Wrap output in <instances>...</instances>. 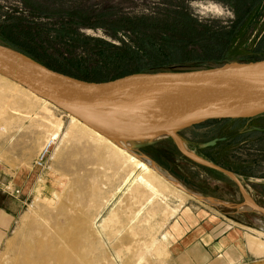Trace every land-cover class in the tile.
<instances>
[{
	"label": "rangeland",
	"instance_id": "1",
	"mask_svg": "<svg viewBox=\"0 0 264 264\" xmlns=\"http://www.w3.org/2000/svg\"><path fill=\"white\" fill-rule=\"evenodd\" d=\"M249 1L0 0V29L12 38L14 44L16 41L47 56L58 57L65 65H72L71 69L79 78L104 82L121 77L123 72H134L142 61H148L145 57L148 49L160 47L165 43L164 39H171L175 45L180 40L186 41L181 45L185 49H168L161 58L168 65L147 71L212 68L231 62H245L242 60L244 57H264V0L245 20L240 22L238 19V14L244 11V5ZM228 39L232 40L234 49L220 53L221 44ZM3 40L6 39H0V43L5 44ZM130 48L143 54L140 53L132 62L119 59L105 62V57L109 55L112 58L115 52L129 54ZM5 96L8 99L11 93ZM19 97L27 100L21 94ZM32 105L33 113L19 106L15 111V106L9 105V114L15 120L0 122V128H3L0 129V209L10 212L12 201H15V218L5 233H1L0 264H11L15 260L17 247L23 241L20 236L27 228L26 225L22 228V218L33 204L41 207L40 210L38 208L39 216L51 223L56 218H62L58 207L54 210L41 202L34 203L35 197L41 200L51 198L52 192L61 190L55 181L62 176H66L63 179L68 181L64 199H68L73 192L82 193L84 186L75 184L73 176L77 161L85 162V166L78 170L79 177L85 185L89 182L99 188L97 197H110L113 194L111 204L101 214L103 218L111 211H117L119 218L125 222V215H132L137 207L136 199L126 190L127 187L115 192L126 176L122 162L114 161V165L108 169L106 164L112 161L106 157L99 160L94 156L99 146L90 139L85 138L81 142L70 140L66 144L67 154L61 161L53 157L52 150L46 157L45 166L36 167L34 162L42 149L50 123L55 117L67 123L68 116L54 109L51 117L40 111L36 104ZM255 125L234 122L195 125L181 129L175 135L186 152L202 160L216 162L238 174L247 197L264 209V125ZM245 131L255 133L239 141L233 139ZM121 145L130 154L157 168L175 185L184 186L196 194L191 201L197 213L211 210L216 215L243 222L244 227L250 228L252 233L264 237V232L253 231L264 228V213L245 200L230 177L184 155L171 137L149 142H123ZM139 173L141 171L137 169L134 176ZM228 184L236 189L228 188ZM7 186L11 188L10 191L6 189ZM17 190L19 194L15 193ZM165 193L168 196L166 203L173 209L181 210L187 198L177 197L169 191ZM77 198L80 202L73 213L75 218L86 213L84 209L91 208L88 196L80 195ZM162 200L157 201L160 210L156 217L157 225L149 228L155 232L148 229L156 235L157 247L162 251L157 252L154 248L146 250L145 243L148 244L151 239L148 230L145 233L134 231V234L130 229L122 230L119 225L101 227L99 223L93 237L97 242L95 253L102 256L100 264H178L173 256L176 250L173 246L175 236L172 234L176 219L175 216L165 217L162 213V208L166 207ZM98 208L88 213L90 219L97 215ZM151 208V205H147L144 215H148ZM139 249L144 251L143 260H139Z\"/></svg>",
	"mask_w": 264,
	"mask_h": 264
},
{
	"label": "water",
	"instance_id": "2",
	"mask_svg": "<svg viewBox=\"0 0 264 264\" xmlns=\"http://www.w3.org/2000/svg\"><path fill=\"white\" fill-rule=\"evenodd\" d=\"M0 75L113 142H149L171 137L184 155L228 175L245 200L264 213V209L247 197L235 173L199 157V160L194 159L181 147L175 135L181 129L210 120L249 119L263 115L264 59L186 71L136 72L109 81L93 82L54 71L0 43ZM123 99L127 100L137 119L158 125V128L145 132L139 127L109 126L80 111L83 107ZM196 102L205 104L203 110L183 111L179 108V105ZM155 170L163 176L157 168Z\"/></svg>",
	"mask_w": 264,
	"mask_h": 264
},
{
	"label": "bare ground",
	"instance_id": "3",
	"mask_svg": "<svg viewBox=\"0 0 264 264\" xmlns=\"http://www.w3.org/2000/svg\"><path fill=\"white\" fill-rule=\"evenodd\" d=\"M6 93H11L8 99H5ZM19 94L26 97L27 100L23 101L19 97ZM32 104H36L41 109L40 111L50 116H53V110L56 109L50 103L37 97L26 88L0 75V122L15 120V117L9 114V105L15 106V111H17L16 106H19L24 110L30 109L29 113H33ZM204 107L205 104L202 102H196L190 105H179V108L183 111L203 110ZM80 111L86 117L93 118L109 126L120 125L122 128L139 127L140 130L145 132L154 131L158 128V125H149L148 121L137 119L126 99L108 101L97 106L83 107ZM48 129L49 131L47 130V136L45 137L42 149H40L41 151L46 150L48 153L53 150V157L59 159V161H61L66 153L67 142L72 139L81 142L85 138L90 139L99 146L94 156L98 157L99 160L106 157L112 161L106 164L108 169H111L114 165V161L120 160L126 176L123 182L115 189V192H121L123 187H127L126 190L128 189L133 199H136L135 202L137 203V207L132 215H125L127 219L125 222H122L121 218H119L117 211H111L107 217L103 218L101 214L103 210L111 204L113 194L110 197H97L96 192H100L99 188L89 182L85 185L83 179L79 177L78 173L85 166V162L77 161L75 163L77 170L73 176H75V184L84 186V190L82 193L73 192V194L75 193L74 196L73 194L70 196L67 195V197L69 196L68 199H64V191L68 181H64L63 178L66 176H62L55 181V185L60 187L61 190L56 191V193L52 192L51 198L41 200L39 197H35L34 203L41 202L43 205L46 204L53 209H57L58 207L60 210L59 214L62 218H56L55 221L51 223L39 216L38 208L40 210L41 207L33 204V206L28 209L29 211L27 210L23 215L22 228L24 225H26L27 228L23 235L20 236L23 241L17 247L15 260L11 264H100L102 256L100 255L101 257H99V255L95 253L97 242L93 237L97 224L100 223L101 227L115 224L123 228L122 230L126 228L130 229L134 234L139 231L145 233L149 228L153 229L156 227V217L159 215L157 201L161 199H163L162 201L165 200L166 191L179 193L181 197L186 195L183 191L179 190L180 188L178 189L175 187L177 185L173 186L174 183H172L170 179L161 176L154 167H151L148 163L127 152L121 143L107 139L74 116H68L67 123H64L61 118L55 117ZM176 138L181 147H183L179 138ZM188 154L194 159L199 160L197 156L191 153ZM137 169H139L141 173L134 176V172ZM80 195H85L90 198L91 208H81L84 209L86 213L82 214L81 217L75 218L73 213L78 209L80 201L77 197ZM147 205H151L152 208L148 212V215H144ZM96 207H99V211L98 213L96 212V216L90 219L88 213L93 211L92 209ZM166 209L165 216L168 215L169 218L173 217L177 211L176 208L173 209L168 206ZM145 223H147L148 226ZM137 226L138 228H136ZM150 235V241L148 244L145 243L146 250L154 248L157 252L162 251V248L159 246L157 247L158 241L155 237L156 235L151 232ZM262 235H264V233ZM126 247L129 248L128 246ZM143 253L144 251L139 249V260L144 259Z\"/></svg>",
	"mask_w": 264,
	"mask_h": 264
},
{
	"label": "crops",
	"instance_id": "4",
	"mask_svg": "<svg viewBox=\"0 0 264 264\" xmlns=\"http://www.w3.org/2000/svg\"><path fill=\"white\" fill-rule=\"evenodd\" d=\"M175 187L187 195L181 197L179 193H171L180 198H187L181 210L177 208L174 214L176 221L172 225V234L175 236L173 246L176 250L173 256L178 264H264V245L257 242H264V237L252 233L250 228L244 227L243 222L216 215L211 210L197 213L191 201L196 194L184 186ZM227 187L236 189L234 185L228 184ZM167 198L168 196L161 202L164 203ZM12 202L14 203L10 212L0 209V238L1 233H5L15 218V201ZM165 204L166 207L162 208L164 215L167 206L170 207L166 202ZM158 212L160 213V210ZM258 229L253 231L264 232V228Z\"/></svg>",
	"mask_w": 264,
	"mask_h": 264
},
{
	"label": "trees",
	"instance_id": "5",
	"mask_svg": "<svg viewBox=\"0 0 264 264\" xmlns=\"http://www.w3.org/2000/svg\"><path fill=\"white\" fill-rule=\"evenodd\" d=\"M263 0H251L249 2H247L244 5V11L241 12L240 14H238V19L241 20L240 22H242L243 20L246 19V17L248 16V14H250L251 12L254 11L255 8L259 7V5L262 3ZM0 35L2 36V38L6 39L3 40L4 41V45H7L21 53H23L24 55L32 58L33 60L37 61L38 63L54 70L57 71L59 73H63L65 75H69L71 77H75L81 80H85V81H91V79L89 78H79L76 73L74 72L75 70L71 69L72 65H65L62 62L59 61L58 57H50L47 56L45 54H42L40 52H38L36 49H33L32 47L29 46H22L21 44L17 43L15 41V44L12 42V38L7 37L6 34L3 33V31L0 29ZM235 32V31H234ZM0 38V39H2ZM165 43L163 42V44L159 47H151V50L148 49V51L145 53V57L148 59L147 62H143L142 61V65L139 66V68H137L136 70H134V72H144L147 71L149 69H162L163 67H165L166 65H168V63L165 61V59H161L163 56L166 55L167 50L168 49H176V50H182L185 49V47H182L181 45H183V43H185L186 41L180 40L178 43V45H175L174 43H172L171 39H164ZM181 43V44H180ZM172 44V46H171ZM168 45H170L171 47H168ZM231 45H234L232 40H226V43L221 44V48H220V53L222 52V50H231L234 49L232 48ZM175 46V47H173ZM178 47V48H177ZM223 48V49H222ZM114 52V51H112ZM129 54L126 52L122 55H120V52L117 53L115 52V54L113 53L112 58L109 57L108 58L105 57V62H114L116 59L122 60V61H129L132 62V60H135L134 58H138L139 54H143L142 52H138V51H131V48L129 49ZM264 55V51L262 52ZM122 56V57H120ZM264 57L261 58H255V57H244L242 58L243 61L245 62H254V61H259V60H263ZM131 60V61H130ZM132 71V73H134ZM131 73V72H130ZM129 74V72H123L122 74H120V76L123 75H127ZM119 77V76H118ZM220 122H234L236 124H244V123H249L251 125L256 124L255 126L260 127L262 125H264V114L254 117V118H249V119H235V120H210V121H206L200 125L197 126H202V125H214L216 123H220ZM252 132L255 133V131H245V132H241L239 134H237L235 137H233L234 140H242L245 139L246 137H248L249 135L253 134ZM238 143V142H236ZM216 163V162H215ZM217 164V163H216ZM219 165V164H217Z\"/></svg>",
	"mask_w": 264,
	"mask_h": 264
},
{
	"label": "built area",
	"instance_id": "6",
	"mask_svg": "<svg viewBox=\"0 0 264 264\" xmlns=\"http://www.w3.org/2000/svg\"><path fill=\"white\" fill-rule=\"evenodd\" d=\"M47 155H48V152L46 150L40 151L37 158L35 159V162H34L35 166L38 168H43L45 166V163H46ZM6 189L9 191L11 190V188L9 186H7ZM15 193L19 194V191L17 190Z\"/></svg>",
	"mask_w": 264,
	"mask_h": 264
}]
</instances>
